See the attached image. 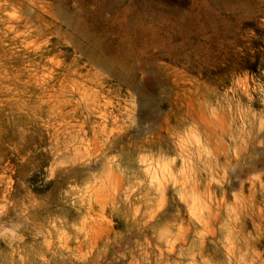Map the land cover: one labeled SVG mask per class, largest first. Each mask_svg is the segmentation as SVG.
Returning <instances> with one entry per match:
<instances>
[{"label":"rangeland","instance_id":"374dc122","mask_svg":"<svg viewBox=\"0 0 264 264\" xmlns=\"http://www.w3.org/2000/svg\"><path fill=\"white\" fill-rule=\"evenodd\" d=\"M263 126L264 0H0V264H264Z\"/></svg>","mask_w":264,"mask_h":264},{"label":"bare ground","instance_id":"6f19581e","mask_svg":"<svg viewBox=\"0 0 264 264\" xmlns=\"http://www.w3.org/2000/svg\"><path fill=\"white\" fill-rule=\"evenodd\" d=\"M261 124H262V123H261ZM262 125H263V124H262ZM259 126H260V125H259ZM261 127H262V126H261ZM263 127H264V126H263ZM258 128H259V127H258ZM260 132H262V131H260ZM260 135H262V133H260ZM260 137H261V136H260ZM256 138H258V137H256ZM263 138H264V137H263ZM259 140H262V138H260ZM262 141H263V140H262ZM257 142H258V141H257ZM259 142H261V141H259ZM263 143H264V142H263ZM240 145H241V143H240ZM240 145H239V146H240ZM244 145H245V144H244ZM246 145H247V144H246ZM241 146H242V145H241ZM241 146H240V147H241ZM242 147H243V146H242ZM245 147H246V146H245ZM243 149H244V148H243ZM241 152H242V151H241ZM235 153H236V152H235ZM238 153H240V151H239ZM236 154H237V153H236ZM240 155H241V153H240ZM238 156H239V155H238ZM238 156H237V157H238ZM241 156H242V155H241ZM239 157H240V156H239ZM239 157H238V158H239ZM216 167H217V166H216ZM216 170L218 171L219 169H216ZM216 170H215V172H216ZM209 171H212V170H209ZM219 171H220V170H219ZM215 172H214V173H215ZM224 173H225V172H224ZM229 173H230V172H229ZM207 174H208V173H207ZM212 175H213V174H212ZM218 175H219V173H218ZM220 178H221V177H220ZM221 179H222V178H221ZM219 180H220V179H219ZM220 183H222V182L220 181ZM210 185H211V184H210ZM179 189H180V188H179ZM207 190H208V188H207ZM180 191H181V190H180ZM208 192H209V191H208ZM184 233H185V232H184Z\"/></svg>","mask_w":264,"mask_h":264}]
</instances>
